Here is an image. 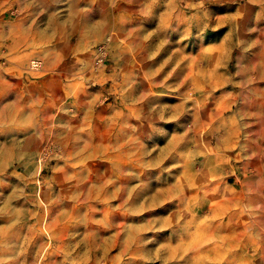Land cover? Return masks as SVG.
I'll return each mask as SVG.
<instances>
[{
	"label": "rangeland",
	"instance_id": "rangeland-1",
	"mask_svg": "<svg viewBox=\"0 0 264 264\" xmlns=\"http://www.w3.org/2000/svg\"><path fill=\"white\" fill-rule=\"evenodd\" d=\"M15 1L0 264H264V0H82L115 26L32 33L22 64ZM16 74L50 80L34 113L8 102Z\"/></svg>",
	"mask_w": 264,
	"mask_h": 264
},
{
	"label": "crops",
	"instance_id": "crops-1",
	"mask_svg": "<svg viewBox=\"0 0 264 264\" xmlns=\"http://www.w3.org/2000/svg\"><path fill=\"white\" fill-rule=\"evenodd\" d=\"M82 0H16L12 10L6 13L10 16V28L14 33L25 34V42H14L12 48L24 45L25 51L18 53L20 64L26 63L30 57L40 54V42L30 38V34H41L40 41H50L52 35L60 30L73 33H85L98 29L100 33L115 26L113 17L116 11L107 15L106 8L91 6L89 10L82 9ZM112 18V19H111ZM5 33L6 29L3 30ZM10 31V29H9ZM4 88L8 89V102L18 107L19 113H34L35 103L42 99V93L47 90L50 80L46 76H36L26 79L21 75H5ZM24 106V109L20 107Z\"/></svg>",
	"mask_w": 264,
	"mask_h": 264
},
{
	"label": "built area",
	"instance_id": "built-area-1",
	"mask_svg": "<svg viewBox=\"0 0 264 264\" xmlns=\"http://www.w3.org/2000/svg\"><path fill=\"white\" fill-rule=\"evenodd\" d=\"M105 45H100L98 47V55L97 58L103 59L104 55H105ZM34 61V60H33ZM39 61L35 60V62H32L31 67L36 68L39 66Z\"/></svg>",
	"mask_w": 264,
	"mask_h": 264
},
{
	"label": "bare ground",
	"instance_id": "bare-ground-1",
	"mask_svg": "<svg viewBox=\"0 0 264 264\" xmlns=\"http://www.w3.org/2000/svg\"><path fill=\"white\" fill-rule=\"evenodd\" d=\"M32 62H35V61H32ZM33 68V67H32Z\"/></svg>",
	"mask_w": 264,
	"mask_h": 264
}]
</instances>
